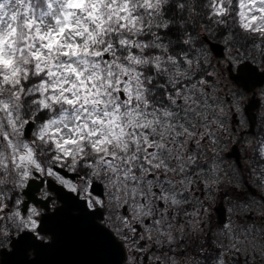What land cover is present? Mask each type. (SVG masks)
<instances>
[{"label":"snow or ice","instance_id":"obj_1","mask_svg":"<svg viewBox=\"0 0 264 264\" xmlns=\"http://www.w3.org/2000/svg\"><path fill=\"white\" fill-rule=\"evenodd\" d=\"M258 104L264 133V0H0V113L23 142L0 134V182H27L0 187V264H45L70 218L91 264H264V135L237 119ZM41 172L86 192L13 233L53 191Z\"/></svg>","mask_w":264,"mask_h":264},{"label":"clouds","instance_id":"obj_2","mask_svg":"<svg viewBox=\"0 0 264 264\" xmlns=\"http://www.w3.org/2000/svg\"><path fill=\"white\" fill-rule=\"evenodd\" d=\"M241 35L243 36L244 34L241 33ZM239 118L242 121L241 126L246 128L247 122L244 118L242 109ZM5 131H7L10 135H12L13 140L16 142V147L20 151H23V142L20 133L9 128L7 117L3 113H0V134L4 133ZM261 135H264V133H261ZM261 135H259L257 139H259ZM35 147L41 150V159L44 162L43 164L44 168H47L50 166L51 163H54V161L49 160L48 150L42 146L41 142L39 141L36 142ZM248 152L253 158L259 157V146L257 145L255 140L251 141L250 146L248 148ZM13 155H17V153L10 151L7 144L3 141H0V157H6L5 162H8L11 161ZM74 163H75V158H73V160L69 162V164L66 166V170L68 172L72 171V165ZM9 166L11 167V175L10 176L6 175L3 178V181L0 182V187H3L4 182H7L9 186L12 187L13 186L12 180L15 179L19 183V187L15 188V191L22 192L24 188L27 187V182L19 180V175H20L19 169H16L11 165ZM29 170L31 171L32 169L30 168ZM40 178L45 179V181L50 179L51 181L54 182L52 183V189H53L52 192L55 193V196L52 195V192L49 191L48 184L45 183L44 187H41L38 191H36L35 196L33 198L35 201H37V203H33L31 200L29 201V204L31 206V211L28 213V216L23 218L13 216L11 218L10 231H12L13 233L17 231H23L26 228L31 227L30 218H36L43 212V208L40 206L39 202L46 200L49 195H52L53 198L55 199L57 198V196L66 194L75 187H79L81 192H86V188L82 183L79 182L65 183V181L57 173H52L51 177H49L45 172H41L40 177L35 179L36 181H39ZM57 185H59L60 187H57ZM65 189H67V191H65ZM72 194L76 195L75 192H72ZM37 223H39V221H37ZM0 246H7V240L2 230H0Z\"/></svg>","mask_w":264,"mask_h":264},{"label":"water","instance_id":"obj_3","mask_svg":"<svg viewBox=\"0 0 264 264\" xmlns=\"http://www.w3.org/2000/svg\"><path fill=\"white\" fill-rule=\"evenodd\" d=\"M96 192H100V189L97 188ZM64 232L62 244L45 258V264H91L94 257L82 240V222L68 219L65 222Z\"/></svg>","mask_w":264,"mask_h":264},{"label":"flooded vegetation","instance_id":"obj_4","mask_svg":"<svg viewBox=\"0 0 264 264\" xmlns=\"http://www.w3.org/2000/svg\"><path fill=\"white\" fill-rule=\"evenodd\" d=\"M259 113H260V105L258 106V108L255 110V117L257 118V122H256V124L254 125V129H252V130H248V129H246V128H242L241 130H243V131H245L246 132V136L248 137V138H250V137H252V136H255V137H258L259 135H261V133H262V131H261V124H260V120H259ZM237 119H239V117L237 118ZM238 153V156H241L242 155V153H239V152H237ZM232 159V158H231ZM241 163H243V161H241ZM68 178H70V177H68ZM45 186V185H44ZM43 186V187H44ZM52 195L53 196H55L54 195V193L52 192ZM57 204H59V201L57 200Z\"/></svg>","mask_w":264,"mask_h":264},{"label":"trees","instance_id":"obj_5","mask_svg":"<svg viewBox=\"0 0 264 264\" xmlns=\"http://www.w3.org/2000/svg\"><path fill=\"white\" fill-rule=\"evenodd\" d=\"M241 39H243V37H241Z\"/></svg>","mask_w":264,"mask_h":264}]
</instances>
